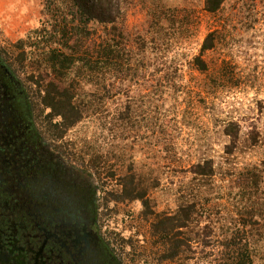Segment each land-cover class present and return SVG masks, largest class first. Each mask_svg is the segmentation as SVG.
Masks as SVG:
<instances>
[{
    "label": "rangeland",
    "instance_id": "obj_1",
    "mask_svg": "<svg viewBox=\"0 0 264 264\" xmlns=\"http://www.w3.org/2000/svg\"><path fill=\"white\" fill-rule=\"evenodd\" d=\"M44 1L0 0V54L5 61L3 52L18 57L15 44L48 20L42 16ZM116 26L123 34L117 39L119 50L133 56L124 73L130 72L131 81L115 84L117 75L109 76L108 90L102 91L107 98L97 114L86 116L58 144H74L72 162L86 169L97 186L103 232L125 264H158L160 254L151 235L153 221L141 216L140 203L105 205L131 164L147 187L157 184L150 195L156 212L174 215L180 198L192 199L191 167L213 160L215 177L210 186L200 183L199 198L204 205L203 198H210L205 206L213 213L215 233L194 240L182 258L163 264H223L220 218L227 220L228 211L237 213L242 178L257 180L264 197V0H228L215 15L205 10L204 0H130ZM95 27L97 46L106 32L105 27ZM211 33L216 34V48L203 56L209 72L202 74L193 60ZM11 69L28 92L27 76L20 68ZM83 88L100 91V86L87 83ZM229 123L241 129L234 147L223 133ZM87 145L99 156L95 167ZM244 203L247 200L241 206ZM217 209L221 215H216ZM240 228L249 232L256 251L264 249L263 222Z\"/></svg>",
    "mask_w": 264,
    "mask_h": 264
},
{
    "label": "trees",
    "instance_id": "obj_2",
    "mask_svg": "<svg viewBox=\"0 0 264 264\" xmlns=\"http://www.w3.org/2000/svg\"><path fill=\"white\" fill-rule=\"evenodd\" d=\"M129 1L45 0L42 16L48 17V20L42 21L41 27L31 31L15 44L19 56L14 58L15 54L3 52L6 54L8 66L17 70L20 68L22 74L28 78L27 97L39 130L70 163H73L71 156H74V144L63 145L58 142L86 116L97 114L100 102L107 98L102 91L108 90L109 76L117 75V82L113 81L115 84L120 80L131 81L128 78L130 72L124 73L126 66L131 67L133 56L126 54L125 50H119L121 43L117 39L123 38V34L116 26L124 15L125 4ZM227 1L204 0L205 10L212 15L218 14ZM97 25L105 27L106 39L96 46V40L93 38L97 33ZM108 26H112L110 31ZM215 45L216 34L211 33L205 39L201 55L193 60V66L202 74L209 72V65L203 56L215 49ZM94 54H97V57H94ZM27 67L33 69V72L27 73ZM125 75L127 76L123 77ZM99 80H102V83L96 84ZM85 83L100 86V91L95 94L86 91L83 88ZM109 83H112V80ZM131 108V105L127 108V120L130 119ZM240 131V126L235 123H229L224 128L223 133L231 138L232 147L239 143ZM88 149L86 153L91 155L90 162L94 163L95 167L99 164V156L91 145ZM227 152H232L230 146H227ZM82 164L86 165L85 161ZM77 168L80 171L84 169L80 166ZM189 172L194 175L192 184L195 188L190 196L192 199L180 198L174 215L156 212L155 202L150 195L157 184L147 187L134 164L121 176L119 188L106 198L105 205L110 202H134L142 205L141 216L145 220L153 221L151 235L155 238L154 245L160 250L156 260L158 264L172 263L182 258L187 249H190L191 242L202 237H212L215 233L213 213L206 207L210 198H203L206 200V206L202 203V198H199L202 193L200 183L210 186L215 177L214 161L210 159L199 162L192 166ZM110 175L115 178L117 174L110 172ZM249 179L247 177L241 180L238 198L242 197L243 200L236 202L237 213L231 214L228 211L227 220L220 218V221H224L220 233L223 239L219 243L223 249L220 256L224 259L223 264H257L259 260L260 264H264V249L256 251L250 243L249 232L240 228L264 223V197L258 190L259 182L256 180L255 183H250ZM244 200H247V203L241 206ZM216 211V215L222 214L221 209ZM195 227L200 230L196 232ZM260 236L264 239V233ZM145 264L153 262L146 261Z\"/></svg>",
    "mask_w": 264,
    "mask_h": 264
},
{
    "label": "flooded vegetation",
    "instance_id": "obj_3",
    "mask_svg": "<svg viewBox=\"0 0 264 264\" xmlns=\"http://www.w3.org/2000/svg\"><path fill=\"white\" fill-rule=\"evenodd\" d=\"M56 151L0 55V264H125L103 232L98 188Z\"/></svg>",
    "mask_w": 264,
    "mask_h": 264
}]
</instances>
